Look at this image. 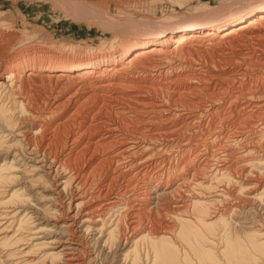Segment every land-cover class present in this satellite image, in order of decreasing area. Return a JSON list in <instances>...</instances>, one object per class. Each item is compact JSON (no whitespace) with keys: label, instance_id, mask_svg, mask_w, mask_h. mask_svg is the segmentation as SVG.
Returning <instances> with one entry per match:
<instances>
[{"label":"bare ground","instance_id":"obj_1","mask_svg":"<svg viewBox=\"0 0 264 264\" xmlns=\"http://www.w3.org/2000/svg\"><path fill=\"white\" fill-rule=\"evenodd\" d=\"M61 1L74 14L90 5ZM190 1L178 3L193 12L191 20L157 26L133 40L114 38L92 53L38 44L0 11V264H264L261 218L254 228L239 225L240 217L234 221L233 206L225 213L214 209L225 193L235 196L221 191L226 183L241 191L249 168L264 169V54L256 55L264 53V0L216 16L207 3L189 8ZM202 58L213 67L241 68L206 78L193 71L202 67ZM187 70L202 85L184 86L180 95L161 83L165 101L134 92L129 106L113 110L131 120L109 123L97 108L109 103L102 95L114 78L141 82L156 73L166 82L175 71ZM236 78L251 89L223 88L224 81ZM44 94L50 95L45 101ZM87 126H100L98 137ZM173 146L177 156L168 172L155 162L172 159L164 153ZM98 150L110 151L87 158ZM206 171L217 188L202 177ZM175 188L189 196L162 211L167 219L155 216L154 194L173 198ZM245 198L240 199L254 211L263 208L264 185L257 194L248 190ZM157 221L163 228L154 234ZM219 224L227 230L217 240Z\"/></svg>","mask_w":264,"mask_h":264},{"label":"rangeland","instance_id":"obj_2","mask_svg":"<svg viewBox=\"0 0 264 264\" xmlns=\"http://www.w3.org/2000/svg\"><path fill=\"white\" fill-rule=\"evenodd\" d=\"M83 1H86L87 4L88 5L90 4V5L87 8L86 7L85 8H79L78 11L75 8V12L77 11L79 13V15H78V13L74 14V8H68V7L64 6L63 5L64 3L61 0H57V2H54V3H52V1H50V0H48V1L47 0L46 1H44V0H0V11L4 12V14L6 15V16L4 15L5 18L9 19L10 23H13V22L15 23V25L17 26L18 30L21 31V33H23V31H25L24 35H26V34L31 35L32 38L37 37V38H35V41L38 44L43 41L42 44H44L46 42L45 44H53L54 46H57L56 48H54L53 45L50 46V48H52L54 50L59 49L61 47L60 50L65 51V47H69V48H76L77 51L90 52V53L97 52L99 50V48H104V46H105L104 42H106V45L109 46L111 41L114 38L133 40V39H135V38H137L143 34H146L148 31L158 29L157 26H160L163 24L164 25L170 24V23H172V25L180 24L183 21L191 20L192 17L194 16L193 12H188V13L186 12V9H188V6L185 5V7H186L185 9L180 8L179 3H178L179 0H176V1L175 0H83ZM255 1H259V0H244L243 2H238L235 0H191L189 2V6H190L189 8H194V7H197L198 5L207 3V5H210V9L213 10L212 12H210L211 16H216V15H221V14H227V13L231 12L232 10L240 8V6L241 7L244 5L247 6V5H249ZM174 2H176V3H174ZM200 2H201V4H200ZM58 3L59 4L61 3L60 5H62V6H60ZM95 3H97V4H95ZM57 5H58V8H57ZM82 9H88L89 12H92L93 16L89 17L90 13L89 14L87 13L88 14L87 15L86 13H84V11H82ZM93 11H96V14H94L95 12L93 13ZM80 12H82L81 13L82 15L80 14ZM100 13L102 14V16ZM191 13H192V15H191ZM58 46H60V47H58ZM87 48H88V50H87ZM222 50H224V49H222ZM226 50H227V48H226ZM226 50H224V52L227 53L228 51H226ZM223 53H221V54H223ZM262 54H264V53H257L256 55L257 56L259 55L260 56L259 58H261ZM202 59H199L201 62L200 61L198 62L199 64L204 63V64H202V67H197L198 70L196 68L193 71H195L194 73H197V74L200 71L201 75L205 76L206 78L208 75L212 76V74L213 75L217 74L216 76L218 77L219 75H222L224 73V70H226L227 73L231 72V75H233V73L231 71L233 68L234 69H240L241 68V66L235 67V65L233 66L231 63H228V64L224 63L223 65H221L222 68L225 67L224 69H222L220 67L219 68L213 67L212 65H210L211 62L207 61L206 59H203L204 60L203 61ZM231 61H229V62H231ZM192 62L195 64H198L197 62H194V61H192ZM205 64H206V66H205ZM229 68H231V69L229 70ZM220 69H222V70H220ZM208 70H209V72H208ZM210 71H212V72H210ZM253 71H255V70H250V73L255 74V73H259L257 71H262V70H257L256 72H253ZM202 73H204V75ZM207 73H209V74H207ZM190 74L192 76V73H190L188 70L185 71V73H183V72H177L176 73V71H175L173 74H171L170 76L167 77V78H169V77L170 78L166 79V82L164 81L163 77H158L156 75V73H152L151 76L147 80H144L141 82L136 80V78H134V79H131V78L130 79H121L122 81L117 80L120 78H116V79L114 78V81L111 82L114 84H110L112 86L107 89L108 91L106 90L107 94H106V92H104L102 95L104 97L103 103L105 101L109 102V103L103 104V105H106V107H104V109L102 108L103 105L101 107H100V105H98L97 108H100L105 112V114H106L105 118H106V120L108 118L109 123H111L112 121L114 122L113 119H115V121L117 123H120L118 121V119H116V118H119V120L125 119V118H126V120H131L130 116H127L124 118L117 117L116 114H114L116 112L113 110L120 109L124 106L126 107V105H128V104L130 105V102H129L131 100L130 98H131V96L133 97L134 96L133 93L137 92V91L141 95H144L146 98H156L159 101H160V99L165 101L164 100L165 98L162 97V94L160 93L161 91H164V89L160 90V87L162 86L161 83L162 84L164 83L166 88L168 87L167 85H170V90H172L171 92H177L180 95H182L183 89H186V88H184V86L188 87V86L193 85V84L198 85V86L202 85L199 82H197L196 80H193V78L190 76ZM194 75L195 74H193V77H194ZM231 75L228 74L229 77H231ZM177 76H179V77H177ZM223 77H225V76H223ZM175 78L177 80H175ZM179 78H180V80H179ZM186 79L189 80L190 83ZM167 80H168V82H167ZM181 80H182V82H181ZM246 80H248V79H245V81ZM239 81L242 82L243 79L238 80L236 78V79H232L231 82L230 81L229 82L224 81L223 88H225V89L235 88V87H239L242 84L241 87H244V88H242L241 90H243L244 92L251 89L252 85L249 87L247 85L248 81H246V83H244V84L240 83ZM116 83H118V84L120 83V84L118 85ZM122 83L125 86H123ZM130 84H132V85L130 86ZM136 84L138 85V87L140 89L135 88V86L137 87ZM177 84H179V85H177ZM133 85H135V86H133ZM203 85H205V81H203ZM119 86H121V87H119ZM126 86H128V87H126ZM153 87L156 89H154ZM157 89L159 90V92L157 91ZM111 90H112V92H111ZM127 90H129V91H127ZM144 90H146V91H144ZM149 90H150L151 94L149 93ZM155 90L158 92L159 95L157 94V92ZM228 91H230V90H228ZM125 92H126V94H125ZM154 92H156L155 95H154ZM116 94L118 97L120 95V98H118L116 96ZM160 94H161V96H160ZM109 96H111V97H109ZM121 96L123 97V100L121 99L122 98ZM44 97L45 98L50 97V95L44 94L43 99L45 101ZM124 97H127V98H124ZM158 97H159V99H158ZM160 97H162V98H160ZM192 97L195 98V96L192 95L188 99H191ZM117 98H118V100H117ZM127 99H129V100H127ZM119 100H122V101L120 102ZM113 101H114V103H113ZM124 103H125V105H124ZM202 103H203V105H204V103L206 105H208V102H206L204 100L202 101ZM107 104L110 105L111 107H112V105H115V106H113L111 108L110 106L108 107ZM61 112H62V110H58L57 114H60ZM55 118H58V117H55ZM87 125H89V124H87ZM91 125H94V123L92 122ZM73 126H77V125L73 124ZM132 127L134 128V125L129 126V128L126 131H128V132L130 131L132 133V131H133ZM87 128L89 130L88 133L90 135H92V136L95 135L96 137H98V131L100 130V126H99V128H96V129H90V128H92L91 126L90 127L87 126ZM97 129H99V130H97ZM104 129H105V126H104ZM231 131H233V130H231ZM128 132H126V133L129 135L130 132L129 133ZM95 133H97V134H95ZM181 133L186 134V133H183V131ZM173 134H175V133H173ZM174 147L175 146H173L168 151H165L166 153L162 152L164 154H167L169 152L170 156H172V159L168 158L166 163H161V160L157 159L155 162L156 166L160 167L161 165H163V167L169 172V169L172 168V167L169 168V164L172 163V160L174 161L176 156H177L175 151L173 152V150H172ZM100 151H103V152H100ZM109 151L110 150H107V152H109ZM107 152H106V150H98V151L94 152V156H93L92 155L93 151H92L91 152L92 154H90V152H89V155L87 154V158L89 159V156L91 155L92 156L91 159H93L94 157L96 158L99 155L102 156L103 154H105ZM95 153H97V154H95ZM173 153H175V154H173ZM260 154L264 155V149ZM7 163H9V161ZM1 165H2V159L0 160V166ZM175 165H177V162ZM159 167H157V168H159ZM102 169H103V167H101V170ZM214 169H212V170H214ZM251 169L252 168H249L248 172H250V174L252 173L253 175H250L248 173L250 177H248L247 180H246V178H247L248 174L244 177L246 184H245V186H243V189H241V191H239L240 189L235 188L232 184H229L227 186V183H226V185L223 186L221 191L224 190V192H225V190H226V191H230L232 193L234 192L233 194L235 196H233V198L227 197V195L225 193L223 201L217 205V208L219 210H217L216 207L214 209H216V211H218V212L220 211L221 213H225L227 211V206L228 207L233 206L234 213L232 212L233 213L232 216L236 213L233 216L234 221H235L236 217L241 218V220L239 221V225H244V223L247 222L250 224V226H252V227L255 226L254 228H256L257 225L254 223V221L256 222L261 218L259 221L262 222V224H261L262 226L261 225H259V226H261L263 228V226H264L263 225L264 224V214H263L264 209L263 208L264 207L262 208V207L257 206L258 209H256L254 211L252 203L249 204L247 202H242V200L246 199L245 197H246V193L248 190H250L251 192H255L257 194V193H260V188L262 187V185H264V174H263L264 169L261 170L262 172L256 168H253V171ZM197 170H200V169H197ZM206 172H207V175L202 176L204 178V180L206 181V183H210V184L212 183V185L214 184L215 188H217V186L219 184H217L215 180L213 181V178L211 176H209L211 173L209 174L208 171H206ZM97 173L99 174L100 172H97ZM234 173L235 174L232 173L233 177L235 179H237L238 174L236 172H234ZM260 173H262V174H260ZM192 178L193 179L189 178V180H193V182H194L195 177H192ZM155 184H157V183H155ZM254 185L256 188L254 187ZM251 188H253V189L251 190ZM177 189H178V187H177ZM177 189L175 188L176 191L174 190L176 192L175 194H179L180 196L179 195L176 196L174 194L175 197L173 196V198H172V196L171 197L168 196V197H166L167 199L164 197L162 199V196L160 198V197H157L156 194H154L153 200H152L153 206H151L153 209L152 208L151 209L153 210L154 213H156L157 208H159L158 210H160V212L157 210V212L159 214L157 213L155 216L162 217L163 219H167L168 218L167 215L164 214L162 211L164 209H166L167 206L175 207L177 205H181L183 198L186 195L189 196L188 193L183 190V188L180 190H177ZM258 189H259V191H258ZM181 190H183L185 193H183V191H181ZM239 192L240 193L243 192L241 194V196L239 195L240 194ZM236 193H239V194H236ZM181 194H182V196H181ZM236 195H239V196H236ZM242 196H243V198H242ZM179 197H181L182 199ZM156 198L157 199L159 198V200H158L159 202L157 201ZM225 198H227V201L225 200ZM165 199H166V201H165ZM168 199H169V201H168ZM179 199H181V200H179ZM177 202H178V204H176ZM173 203H175V204H173ZM222 203H224V204H222ZM157 204L160 207H158ZM61 205L65 206L66 204H61ZM155 205H157V207ZM234 206L239 207V209H237V208H236L237 210L234 209ZM244 207H246V208H244ZM220 208H222V209H220ZM260 209H261V211H260ZM240 210H241V212H240ZM243 211L245 214L242 213ZM241 214H243V215H241ZM251 214H253V215H251ZM236 215H238V216H236ZM230 216H231V213H230ZM245 216H247V219ZM165 217H167V218H165ZM251 222L254 223L255 225L252 224ZM155 225L157 228L154 227ZM158 225L160 226L159 221L155 222L153 225L154 231H155L154 234H156V232L158 233L157 229L163 228V225H162V227L161 226L159 227ZM222 225L223 224H219L215 227L214 233L215 234L217 233L216 238L220 237V235H222L227 230V227L225 225H223V226ZM206 234H209V233L206 232ZM86 239H87V237L83 236L82 240H84V242L87 241ZM217 240H218V238H217ZM219 243L218 244L221 245V241ZM143 253H142V255H143L142 257H144Z\"/></svg>","mask_w":264,"mask_h":264}]
</instances>
